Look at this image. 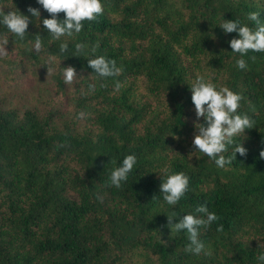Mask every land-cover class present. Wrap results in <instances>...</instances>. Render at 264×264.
I'll use <instances>...</instances> for the list:
<instances>
[{
	"label": "trees",
	"instance_id": "16d2710c",
	"mask_svg": "<svg viewBox=\"0 0 264 264\" xmlns=\"http://www.w3.org/2000/svg\"><path fill=\"white\" fill-rule=\"evenodd\" d=\"M4 71L0 264H264V0H0Z\"/></svg>",
	"mask_w": 264,
	"mask_h": 264
},
{
	"label": "rangeland",
	"instance_id": "374dc122",
	"mask_svg": "<svg viewBox=\"0 0 264 264\" xmlns=\"http://www.w3.org/2000/svg\"><path fill=\"white\" fill-rule=\"evenodd\" d=\"M3 72L0 75V99L1 95L6 91V78ZM19 80L26 81L25 77H18ZM52 85V79L48 75L36 76L34 78H29L25 84H20L19 88H16L7 97L5 104L7 105H19L23 107H29L37 104L38 98L46 97L50 94V88Z\"/></svg>",
	"mask_w": 264,
	"mask_h": 264
}]
</instances>
